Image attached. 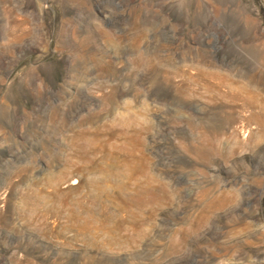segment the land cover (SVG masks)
Returning <instances> with one entry per match:
<instances>
[{"label":"rangeland","instance_id":"rangeland-1","mask_svg":"<svg viewBox=\"0 0 264 264\" xmlns=\"http://www.w3.org/2000/svg\"><path fill=\"white\" fill-rule=\"evenodd\" d=\"M0 264H264V0H0Z\"/></svg>","mask_w":264,"mask_h":264},{"label":"bare ground","instance_id":"bare-ground-1","mask_svg":"<svg viewBox=\"0 0 264 264\" xmlns=\"http://www.w3.org/2000/svg\"><path fill=\"white\" fill-rule=\"evenodd\" d=\"M86 217L84 218L83 217V219H81V217H80V219L82 220V221H84V222H82L81 223V226H83V227H85L86 225H88V223H89V221L93 218V214H92V212L90 211V210H86ZM75 217V216H74ZM89 217V218H88ZM77 220V219H76ZM76 220H75V222H76ZM78 223V222H77ZM78 226H79V224H78Z\"/></svg>","mask_w":264,"mask_h":264}]
</instances>
